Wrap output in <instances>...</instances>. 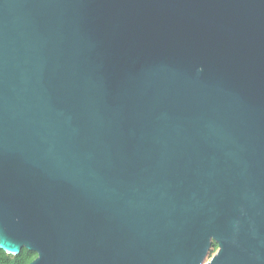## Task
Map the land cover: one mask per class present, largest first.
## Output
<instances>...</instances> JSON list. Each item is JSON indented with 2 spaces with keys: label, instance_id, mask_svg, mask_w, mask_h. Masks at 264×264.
<instances>
[{
  "label": "water",
  "instance_id": "95a60500",
  "mask_svg": "<svg viewBox=\"0 0 264 264\" xmlns=\"http://www.w3.org/2000/svg\"><path fill=\"white\" fill-rule=\"evenodd\" d=\"M0 248L264 264V0H0Z\"/></svg>",
  "mask_w": 264,
  "mask_h": 264
},
{
  "label": "trees",
  "instance_id": "16d2710c",
  "mask_svg": "<svg viewBox=\"0 0 264 264\" xmlns=\"http://www.w3.org/2000/svg\"><path fill=\"white\" fill-rule=\"evenodd\" d=\"M214 247H218V245L214 244ZM36 258V253L28 251L26 249H23L20 255L13 256L7 254L0 248V264H31Z\"/></svg>",
  "mask_w": 264,
  "mask_h": 264
},
{
  "label": "flooded vegetation",
  "instance_id": "af4514ba",
  "mask_svg": "<svg viewBox=\"0 0 264 264\" xmlns=\"http://www.w3.org/2000/svg\"><path fill=\"white\" fill-rule=\"evenodd\" d=\"M217 250H218V247H215V249H214V251H215L214 254L217 252ZM214 254H213V255H214Z\"/></svg>",
  "mask_w": 264,
  "mask_h": 264
},
{
  "label": "rangeland",
  "instance_id": "374dc122",
  "mask_svg": "<svg viewBox=\"0 0 264 264\" xmlns=\"http://www.w3.org/2000/svg\"><path fill=\"white\" fill-rule=\"evenodd\" d=\"M213 253H214V251H212V252H211V254H210V257H209V258H211V257L213 256ZM207 260H208V259H207Z\"/></svg>",
  "mask_w": 264,
  "mask_h": 264
}]
</instances>
